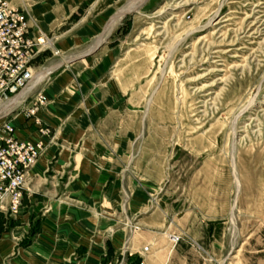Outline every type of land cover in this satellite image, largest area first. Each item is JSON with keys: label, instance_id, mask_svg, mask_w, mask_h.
<instances>
[{"label": "rangeland", "instance_id": "rangeland-1", "mask_svg": "<svg viewBox=\"0 0 264 264\" xmlns=\"http://www.w3.org/2000/svg\"><path fill=\"white\" fill-rule=\"evenodd\" d=\"M54 12L60 36L31 85L0 96L1 108L21 95L0 125L16 115L32 124L49 73L101 41L86 56L125 105L127 178L150 203L190 216L183 225L212 264H264V0H83ZM39 92L46 101L29 114Z\"/></svg>", "mask_w": 264, "mask_h": 264}, {"label": "crops", "instance_id": "crops-1", "mask_svg": "<svg viewBox=\"0 0 264 264\" xmlns=\"http://www.w3.org/2000/svg\"><path fill=\"white\" fill-rule=\"evenodd\" d=\"M82 1L28 0L43 18L39 30L51 37L60 36L54 11L70 15ZM91 28L75 30V37ZM90 58L49 73L48 101L37 113L49 136L34 122L10 118L14 136L41 143V150L27 170L18 212L7 200L0 206V264H212L183 225L190 216L150 203L144 186L127 178L125 105L116 104L107 81L101 85Z\"/></svg>", "mask_w": 264, "mask_h": 264}, {"label": "built area", "instance_id": "built-area-1", "mask_svg": "<svg viewBox=\"0 0 264 264\" xmlns=\"http://www.w3.org/2000/svg\"><path fill=\"white\" fill-rule=\"evenodd\" d=\"M52 45L50 35L32 31V24L19 5L0 0V96L15 93L21 84L30 86L43 67L35 65L36 59ZM45 101L46 96L39 92L29 114ZM34 124L41 135H50V128L39 118L35 117ZM13 131L9 121L0 125V206L7 200L8 209L16 213L21 205L27 170L36 161L41 143L18 139Z\"/></svg>", "mask_w": 264, "mask_h": 264}, {"label": "bare ground", "instance_id": "bare-ground-1", "mask_svg": "<svg viewBox=\"0 0 264 264\" xmlns=\"http://www.w3.org/2000/svg\"><path fill=\"white\" fill-rule=\"evenodd\" d=\"M140 1H142V0H140ZM129 9H130V8H129ZM129 9H128V10H129ZM126 11H127V10L122 11V13H120V15L123 14L124 12H126ZM120 15H119V16H120ZM65 62H67V61H65ZM52 68H53V67H52ZM52 68L47 69V70H45L44 72L40 73L38 77H39V78H43L44 75L46 74V72L49 71V70H51ZM20 97H21V95H18L17 97H15V98H13V99H10V100L7 101L6 103H4L3 106L0 108V113H4L6 110L8 111V109H12V108H13V107L19 102Z\"/></svg>", "mask_w": 264, "mask_h": 264}, {"label": "water", "instance_id": "water-1", "mask_svg": "<svg viewBox=\"0 0 264 264\" xmlns=\"http://www.w3.org/2000/svg\"><path fill=\"white\" fill-rule=\"evenodd\" d=\"M100 44H101V41L98 42L95 46H93L90 50H88V51H86V52H84V53H82L80 55L74 56L70 61H74L76 59H79L81 57H84L86 55L91 54L92 52H94L100 46Z\"/></svg>", "mask_w": 264, "mask_h": 264}]
</instances>
